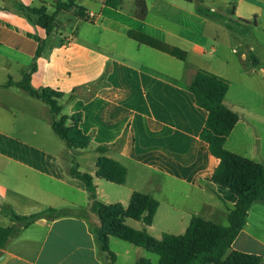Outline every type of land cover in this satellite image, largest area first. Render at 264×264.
Here are the masks:
<instances>
[{
	"label": "crops",
	"instance_id": "obj_1",
	"mask_svg": "<svg viewBox=\"0 0 264 264\" xmlns=\"http://www.w3.org/2000/svg\"><path fill=\"white\" fill-rule=\"evenodd\" d=\"M135 1L121 0L120 7L114 9L105 0H78L77 5L87 15H95L94 23L81 18L75 7L61 10L56 15L55 32L47 36L42 27L19 12L18 5L46 6L53 14L58 2L68 0H0V69L7 72V84L10 80L21 82L34 64L37 38L46 40L37 71L31 77L32 87L62 93L58 100L63 108L61 115H81L79 128L91 138V144L86 149H76L79 154L90 150L96 162L102 156L116 160L127 168L128 176L134 170V177L143 185L142 189L130 186L127 178L116 195H111L103 181L111 182L97 176V167L91 174L98 199L106 205L121 203L127 208L132 193L139 191L160 203L151 226L129 218L128 226L146 228L157 239L166 233L183 235L193 216L228 226L237 197L231 190L212 183L220 160L201 139L208 112L197 105L190 90L197 70L204 68L191 71L187 67L190 58L195 59L204 46L188 36L199 32L197 24L203 29L210 26L215 19L212 15L230 6L235 21L229 20L234 25L255 22L256 28L264 32V0H212L213 4L222 3L217 10L206 6L204 0H144L148 8L144 19L136 16ZM94 4L97 10L91 8ZM194 4L197 8L190 10L188 7ZM200 5L212 14L200 13ZM88 25L97 31L85 28ZM131 31L183 50L185 60L138 43L129 37ZM204 70L227 79L221 71ZM228 95L229 92L225 104L240 119L227 139L226 149L264 163L263 121L235 109L228 103ZM31 99L45 104L32 96ZM61 115H54L51 125ZM72 124L69 119L67 126ZM26 146L16 152L10 143L0 142V226L13 225L10 217L2 213V206L19 215L48 208L70 209L75 215L40 219L22 229L0 249V264H108L91 230L90 224L98 228L100 220L92 212L84 183L65 172L58 156L42 147ZM99 147L107 151L97 152ZM82 209L89 213L90 222L76 216ZM121 241L110 238L116 264L150 259L146 249ZM232 249L258 255L264 264V201L252 205L246 226Z\"/></svg>",
	"mask_w": 264,
	"mask_h": 264
},
{
	"label": "trees",
	"instance_id": "obj_2",
	"mask_svg": "<svg viewBox=\"0 0 264 264\" xmlns=\"http://www.w3.org/2000/svg\"><path fill=\"white\" fill-rule=\"evenodd\" d=\"M77 1L58 2L53 14L48 13L46 6L27 7L19 4L18 9L32 24L42 27L47 36H50L56 30L57 13L61 10H69L71 7L76 8L81 18L94 23L95 19L87 15L85 9L77 5ZM105 4L118 9L121 0H105ZM135 5L136 16L140 19L146 18L148 14L146 2L136 0ZM198 11L207 15L212 14L209 9L201 5L198 6ZM227 27L233 29L231 25ZM128 35L140 44L168 53L180 60L186 58L183 50L170 48L164 42L144 33L131 31ZM37 41L39 46L30 71L25 73L21 82L15 83L10 80L4 88L19 87L30 96L42 100L50 107L54 115L59 116L63 108L58 100L63 97V94L51 89L36 90L31 85L32 74L37 71V60L42 56L46 47V40L37 38ZM252 60L255 66L259 65L255 55H252ZM229 89L230 82L227 79L204 69L197 70L190 87L197 105L208 112L201 139L209 145L211 153L220 160L213 174L212 183L231 190L237 197V203L229 214L228 226L193 216L183 235L166 233L161 239H157L146 228L136 230L126 224L128 218L140 221L147 227L153 224L160 203L152 195L134 191L127 208L121 203L106 205L98 199L97 187L92 174L80 171L78 164H73L67 169L72 178L81 181L86 187L92 201V212L100 220L98 228H93L90 224L91 230L101 251L107 255L108 264H116L117 261L116 254L110 248L111 237L142 247L159 256L158 263L143 258L136 264H262V257L232 249L235 240L246 226L250 208L254 203L264 201V163L247 159L230 152L225 147L228 137L240 119L239 115L225 104ZM69 119L73 120L71 126H67ZM80 121V114L72 118L61 115L60 119L52 124L54 132L70 150L86 149L91 144V138L84 135L79 128ZM106 151L104 147L97 148V152ZM97 167L98 177L117 185H124L127 182L128 170L116 160L102 156L97 162ZM1 211L10 217L13 225L11 227L0 226V249H4L9 240L19 235L22 229L28 228L40 219L56 220L75 215L70 209L54 208L31 215H19L7 206H2ZM88 215L89 213L82 209L76 216L90 222Z\"/></svg>",
	"mask_w": 264,
	"mask_h": 264
},
{
	"label": "rangeland",
	"instance_id": "obj_3",
	"mask_svg": "<svg viewBox=\"0 0 264 264\" xmlns=\"http://www.w3.org/2000/svg\"><path fill=\"white\" fill-rule=\"evenodd\" d=\"M204 1L206 6L215 7L216 10L223 7L222 3L213 4L212 0ZM196 4L188 8L195 10ZM232 7L230 6L226 11H218V15H212L215 19L210 26L204 29L200 24H197L196 28L194 26L203 36L198 32L190 34L188 39L200 42L204 47L200 53H197L195 59L190 58L191 63L187 67L191 71L196 68H204L224 73L230 82L228 103L245 115L249 114L252 116L251 118H259L264 123V32L261 28H256L255 22L246 24L247 26L242 23L234 25L235 23L229 20L233 19ZM91 8L97 10L98 5L94 4ZM228 25H231L233 29H229ZM85 28L94 32L97 29L93 25H88ZM81 30L84 32L83 26ZM250 47L253 51L250 50ZM252 55H255L262 64L255 66ZM13 75L17 77L16 74L13 73ZM7 82V72L0 69L1 143L5 141L10 143L16 152L22 151L28 144L42 147L45 152L60 158L66 173L73 164H78L80 171L89 174L95 168L97 169V162L92 151L85 150V153L79 154L76 150H70L54 132L51 125L54 115L49 106L32 100L29 94L17 86L11 90L3 88ZM261 126L264 131V125ZM14 173L18 174V171ZM135 173L131 169V174L127 177L129 178L128 184L142 189L143 185L137 182V178L134 177ZM103 182L108 186L106 188L111 195H116V191L121 188L119 185ZM5 225L8 226V223ZM146 252L154 263L159 262L158 255Z\"/></svg>",
	"mask_w": 264,
	"mask_h": 264
},
{
	"label": "built area",
	"instance_id": "obj_4",
	"mask_svg": "<svg viewBox=\"0 0 264 264\" xmlns=\"http://www.w3.org/2000/svg\"><path fill=\"white\" fill-rule=\"evenodd\" d=\"M90 17L93 18V19H95V15L90 14Z\"/></svg>",
	"mask_w": 264,
	"mask_h": 264
},
{
	"label": "water",
	"instance_id": "obj_5",
	"mask_svg": "<svg viewBox=\"0 0 264 264\" xmlns=\"http://www.w3.org/2000/svg\"><path fill=\"white\" fill-rule=\"evenodd\" d=\"M70 10H74V7H71Z\"/></svg>",
	"mask_w": 264,
	"mask_h": 264
}]
</instances>
